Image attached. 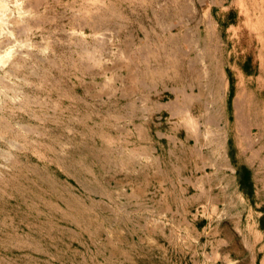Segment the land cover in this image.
<instances>
[{"label": "rangeland", "instance_id": "1", "mask_svg": "<svg viewBox=\"0 0 264 264\" xmlns=\"http://www.w3.org/2000/svg\"><path fill=\"white\" fill-rule=\"evenodd\" d=\"M28 1L0 67V264H222L251 220L225 192L264 191V0Z\"/></svg>", "mask_w": 264, "mask_h": 264}, {"label": "crops", "instance_id": "2", "mask_svg": "<svg viewBox=\"0 0 264 264\" xmlns=\"http://www.w3.org/2000/svg\"><path fill=\"white\" fill-rule=\"evenodd\" d=\"M236 171L234 168L233 172ZM233 178L237 182L234 175ZM254 187L249 193L239 188L225 192L226 197L234 199L233 204L243 205L244 208L239 207L238 213L248 214L251 220L245 225L241 222L235 223L231 237L227 232L229 228L223 227L228 241H224V245H216L211 252L215 251L216 254L222 255V264H264V191L257 189V184ZM204 196L207 198L206 194ZM208 241L206 239L205 242H201L200 247L207 246ZM205 251V249L201 251L202 258L184 260V264H213L214 260H210Z\"/></svg>", "mask_w": 264, "mask_h": 264}, {"label": "bare ground", "instance_id": "3", "mask_svg": "<svg viewBox=\"0 0 264 264\" xmlns=\"http://www.w3.org/2000/svg\"><path fill=\"white\" fill-rule=\"evenodd\" d=\"M28 5H29L28 0H0V67L5 66L3 64H5L6 62L8 63L11 54H13L12 51L13 49H15V48L12 49V46L15 47L14 42H16V31H15L16 26L18 24H21L23 29L25 30L27 17H29L30 14ZM26 44H27L26 42H23V44L20 43L19 47H22L23 45L26 46ZM15 51L16 49L14 50V53ZM214 79L215 78H213V80ZM241 95H242L241 91H238V94L234 98L233 107H234L235 127L241 131L249 132V130L252 131L253 125L256 124L255 121L256 119H254L251 122V124H249L247 119H245V113L248 110ZM243 134H247V133L243 132ZM218 156L220 157L222 155H218Z\"/></svg>", "mask_w": 264, "mask_h": 264}]
</instances>
